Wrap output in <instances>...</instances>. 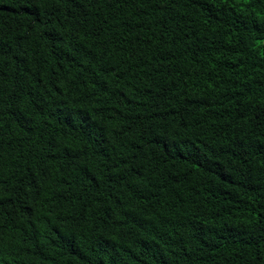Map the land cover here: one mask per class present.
Instances as JSON below:
<instances>
[{
  "label": "trees",
  "instance_id": "obj_1",
  "mask_svg": "<svg viewBox=\"0 0 264 264\" xmlns=\"http://www.w3.org/2000/svg\"><path fill=\"white\" fill-rule=\"evenodd\" d=\"M0 264H264V0H0Z\"/></svg>",
  "mask_w": 264,
  "mask_h": 264
}]
</instances>
